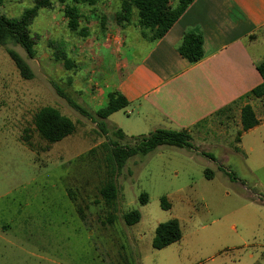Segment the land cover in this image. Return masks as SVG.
Listing matches in <instances>:
<instances>
[{"label": "rangeland", "instance_id": "obj_1", "mask_svg": "<svg viewBox=\"0 0 264 264\" xmlns=\"http://www.w3.org/2000/svg\"><path fill=\"white\" fill-rule=\"evenodd\" d=\"M52 1L30 26L37 41L34 58L21 45L8 44L27 59L34 78H23L0 45V264H264V102L254 105L260 124L243 134L234 111L230 119L227 113L216 117L222 133L213 129L209 144L195 140L217 162L195 149L162 145L130 157L115 174L112 122H121L126 132H145L128 107L103 126L92 100L102 80L99 54L109 50L104 36L116 24L121 0L81 5L86 37L69 29L66 3ZM33 5L34 0H5L0 13L16 17ZM59 47L75 61L73 70L55 58ZM47 105L70 117L75 132L55 143L41 138L34 116ZM112 177L120 188L114 208L100 192ZM142 193L148 194L146 203ZM133 209L141 220L127 225L123 215ZM173 218L182 238L155 249L158 224Z\"/></svg>", "mask_w": 264, "mask_h": 264}, {"label": "crops", "instance_id": "obj_2", "mask_svg": "<svg viewBox=\"0 0 264 264\" xmlns=\"http://www.w3.org/2000/svg\"><path fill=\"white\" fill-rule=\"evenodd\" d=\"M113 27L104 36L109 50L99 54L105 68L102 65L97 73L103 82L93 87L92 100L98 110L106 106L112 91L127 98V113H137L138 128L145 132H126L121 122H112V128L126 135L160 128L186 130L194 143L198 138L207 145L212 130H220L217 116L227 113L230 119L237 111L243 134V106L250 104L256 111L254 105L264 102L250 94L263 81L257 65L264 61V0H193L155 43L134 22ZM192 28L204 35L205 54L197 62L178 51ZM217 146L228 152L224 145Z\"/></svg>", "mask_w": 264, "mask_h": 264}, {"label": "trees", "instance_id": "obj_3", "mask_svg": "<svg viewBox=\"0 0 264 264\" xmlns=\"http://www.w3.org/2000/svg\"><path fill=\"white\" fill-rule=\"evenodd\" d=\"M62 1L66 3L63 12L68 20L69 29L82 36H88L89 28L86 25L82 26L83 20L87 19V15L83 12L81 5L96 6L98 0ZM4 2L5 0H0V7L3 6ZM192 2L193 0H121L120 9L116 11L114 18L116 23L121 26L134 22L144 36L151 43H155L170 30ZM52 6V0H34V5L27 8L20 16L9 17L0 13V45L6 49L21 76L25 79L34 78L35 73L27 59L20 52L9 47L8 44L21 45L29 57L34 58L37 54V41L31 32L30 26L41 8H51ZM102 25H105L104 21ZM178 51L190 62L199 61L205 54L204 35L201 30L198 28L187 30L178 46ZM55 58L62 61L68 70H73L77 66L75 61L61 47L56 50ZM257 69L263 81L250 94L264 100V61L257 65ZM66 97L73 107L87 113L78 102L69 96ZM128 105L129 101L120 91H112L107 96L106 106L98 109L96 115L103 120L102 125L106 126L105 120L111 114L125 109ZM241 123L243 131L259 125L260 119L252 105L246 104L243 106ZM34 125L41 138L49 143L58 142L76 130L75 122L70 117L62 114L58 108L51 105L43 106L36 112ZM113 134L116 139L111 141L110 150L115 163L112 172L115 174H119L123 170L130 157L136 154H147L162 145L199 150L192 136L186 130L160 128L148 135L134 136L129 139L122 129L114 127ZM237 140H240V135ZM123 142H126V144ZM200 153L217 160L212 153L206 151H201ZM206 176L212 177V173L208 168L206 169ZM100 192L106 205L114 208L120 196V188L114 177L102 186ZM140 200L142 203H146L148 194L142 193ZM162 204L165 209L171 208V203L166 197H162ZM141 217V212L138 209H133L123 215L127 225L136 224L141 220ZM114 219L115 215L111 214L109 221L113 222ZM182 236L180 222L177 218H173L158 224L152 245L155 249H162L179 241ZM131 264L139 263L134 262Z\"/></svg>", "mask_w": 264, "mask_h": 264}]
</instances>
